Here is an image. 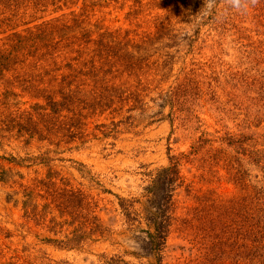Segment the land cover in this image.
Segmentation results:
<instances>
[{
  "label": "rangeland",
  "instance_id": "obj_1",
  "mask_svg": "<svg viewBox=\"0 0 264 264\" xmlns=\"http://www.w3.org/2000/svg\"><path fill=\"white\" fill-rule=\"evenodd\" d=\"M99 3L89 8L83 0L65 7L60 3L37 13L20 6L17 15L23 22L33 20L30 26H34L74 11L93 29L130 31L136 40L159 32L160 43L151 54L153 60L167 56L172 60L171 77L162 88L173 91L175 103L159 109L158 94L151 93L154 101L147 99L146 112L134 114V125L116 127L108 138L98 134L82 146L55 147L15 132L4 135L0 139V227L11 237L5 239L0 230V246L7 258L45 256L56 264H115L111 260L120 257L127 264H151L134 239L142 234L128 231L115 195L140 197L148 185L146 174L168 166L169 157L188 154L201 138L208 142L182 165L189 189L176 196L179 218L207 217L216 205L229 200L244 208L250 191L246 180L263 179L261 168L252 160H264V0H256L248 15L231 12L223 21L214 11L203 10L205 0ZM228 5L229 0H215L219 12ZM14 28L22 32L26 25L0 29V48ZM170 35L176 36L174 42L167 40ZM35 103L28 97L12 98L6 103L12 112L7 113L0 103V119L3 113L16 114ZM101 122L109 125L111 119L91 121L90 130ZM12 157L23 160L22 165L9 163ZM3 169L11 172L4 183ZM50 170L100 200L99 216L107 230L102 238L79 250H65L47 240H64L67 233L53 235L24 218L22 191L13 182L29 184L45 178ZM190 231L174 229L164 264H190L198 255Z\"/></svg>",
  "mask_w": 264,
  "mask_h": 264
},
{
  "label": "trees",
  "instance_id": "obj_2",
  "mask_svg": "<svg viewBox=\"0 0 264 264\" xmlns=\"http://www.w3.org/2000/svg\"><path fill=\"white\" fill-rule=\"evenodd\" d=\"M99 1L83 0V4L89 8L99 5ZM79 2L0 0V29L21 23L26 25L22 32L12 29L0 48V103L5 105L7 113L12 112L10 106H6L12 98L28 97L36 102L28 110L7 116L3 113L1 140L4 135L15 132L20 137L55 147L82 146L90 139H97L98 134L108 138L115 133L116 127L134 125V114L146 112L147 99H153L151 93L158 94L159 109L175 103L173 91L166 92L162 88L171 77L168 66L172 60L169 56L153 60L151 54L160 43V39L157 41L162 36L159 32L136 40L130 31L102 30L97 26L93 29L85 24L83 15L74 11L34 26H30L33 20L23 22V17L17 15L20 6L26 12L37 13L60 3L65 7ZM175 39V35L167 38L171 42ZM102 117H109L110 124L98 123L91 131L90 122ZM206 141L201 138L200 144L192 147L188 154L169 157L168 166L146 174L148 185L140 197L115 195L118 211L129 232L142 234L134 239L142 257L151 264H164L168 241L175 228L184 233L186 228L191 230L194 248L199 253L193 256L190 264H264L262 157L252 161L261 168L263 179L252 183L246 180L250 205L243 208L229 200L216 205V211L213 209L209 216L201 219L191 221L177 216L176 196L180 190L189 189L182 165L190 162L191 156L196 155ZM21 162L13 157L9 160L16 166H21ZM10 173L1 170L3 183L10 180ZM239 180L245 183L244 178ZM13 183L22 191L21 205L27 221L45 226L53 235L67 233L61 241L48 239L49 244L65 250H79L87 242L105 235L107 230L99 216L100 200L51 170L45 178L34 179L29 184ZM0 230L5 239H10L8 232L1 227ZM3 252L0 246V264H56L45 256L7 258ZM111 262L127 264L120 257Z\"/></svg>",
  "mask_w": 264,
  "mask_h": 264
},
{
  "label": "clouds",
  "instance_id": "obj_3",
  "mask_svg": "<svg viewBox=\"0 0 264 264\" xmlns=\"http://www.w3.org/2000/svg\"><path fill=\"white\" fill-rule=\"evenodd\" d=\"M256 6V0H229V5L226 10L219 12L215 9V0H205V11H214L218 20H226L231 12L240 15H248L250 8Z\"/></svg>",
  "mask_w": 264,
  "mask_h": 264
}]
</instances>
